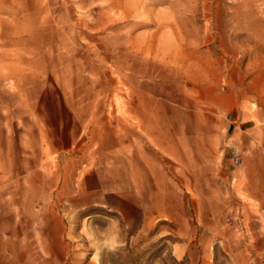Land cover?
Returning <instances> with one entry per match:
<instances>
[{
	"label": "rangeland",
	"instance_id": "obj_1",
	"mask_svg": "<svg viewBox=\"0 0 264 264\" xmlns=\"http://www.w3.org/2000/svg\"><path fill=\"white\" fill-rule=\"evenodd\" d=\"M262 130L264 0H0V264H264ZM114 165L136 210L70 200Z\"/></svg>",
	"mask_w": 264,
	"mask_h": 264
},
{
	"label": "crops",
	"instance_id": "obj_2",
	"mask_svg": "<svg viewBox=\"0 0 264 264\" xmlns=\"http://www.w3.org/2000/svg\"><path fill=\"white\" fill-rule=\"evenodd\" d=\"M216 107H225V103L218 98H214L211 102ZM229 107L235 105V102H232L229 99ZM237 117L233 119L234 122L237 121ZM246 120L241 118L239 124L241 125ZM243 131V130H242ZM182 135L185 139L189 140L193 147L191 150H188L187 154L191 153L194 155L195 153H199V148L201 143L203 142L204 138L209 137L208 134H204L202 131L198 121L193 117H188L185 119L183 123ZM262 135L264 136V130H262ZM177 141V138L174 139ZM199 147V148H198ZM250 148V147H249ZM243 149V147H241ZM264 149V148H263ZM262 148H257L250 150L252 156V160L249 158L245 169H252L256 170V175L258 176V181H255L253 178L250 180V184L253 185L255 183H264V151ZM179 153H183L181 148L178 144L173 143L172 140H169L167 144V151L166 154L170 157L177 156ZM251 161V162H250ZM150 165V164H149ZM102 167V166H101ZM142 176L145 181L150 182L151 184L155 182L157 185L162 184V176L158 172H152L154 176H150V172L146 171V169L142 168ZM248 175V173H247ZM153 177V178H152ZM154 179V180H152ZM137 180L132 178L130 174L127 173L122 174L120 168L116 165L110 167H102L98 170H95L93 167L90 171L84 173L82 176V181L80 182V191L73 192V195H70V200L77 205V207L82 205H107L122 211H127L128 209H137L136 203L139 205L138 201L135 200L133 194L131 193L129 187L131 185L137 184ZM123 186H129L124 188ZM160 193L155 191L154 194ZM255 197L257 199H261L257 192H255ZM164 197V196H163ZM154 208H148L150 211L146 212L147 215H153L156 218L165 217H172V213L170 212L169 207L166 204L165 197L163 198ZM143 200L140 201L141 203L145 202L147 199L142 197ZM143 201V202H142ZM140 207V206H139ZM140 211V208H138ZM152 209V211H151ZM145 213V214H146Z\"/></svg>",
	"mask_w": 264,
	"mask_h": 264
}]
</instances>
